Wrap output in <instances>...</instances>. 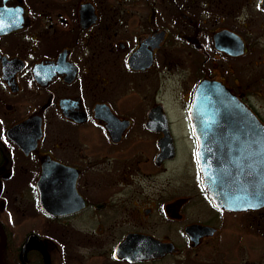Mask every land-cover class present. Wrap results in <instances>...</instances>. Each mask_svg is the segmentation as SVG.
<instances>
[{"label": "flooded vegetation", "instance_id": "obj_1", "mask_svg": "<svg viewBox=\"0 0 264 264\" xmlns=\"http://www.w3.org/2000/svg\"><path fill=\"white\" fill-rule=\"evenodd\" d=\"M255 97L264 0H0V264H264Z\"/></svg>", "mask_w": 264, "mask_h": 264}, {"label": "rangeland", "instance_id": "obj_2", "mask_svg": "<svg viewBox=\"0 0 264 264\" xmlns=\"http://www.w3.org/2000/svg\"><path fill=\"white\" fill-rule=\"evenodd\" d=\"M171 74H176V76H173V77L170 76L171 78H175L174 85H173L174 87L168 86L164 89V98H165V101L167 100L169 101V103H172V105L175 108V112L181 113L182 111L185 110V103H182L181 101L182 99H185L186 97V90H187L186 87L189 86V79L186 78L184 80L183 85L178 84L177 82L181 80L185 74H181V73H171ZM170 77L168 76L167 78H170ZM173 88L177 90L176 99H173ZM254 101H256V103L254 102L255 107L259 111L260 115H262V117L264 118V99L255 97Z\"/></svg>", "mask_w": 264, "mask_h": 264}, {"label": "water", "instance_id": "obj_3", "mask_svg": "<svg viewBox=\"0 0 264 264\" xmlns=\"http://www.w3.org/2000/svg\"><path fill=\"white\" fill-rule=\"evenodd\" d=\"M207 96H208V93H207V82L206 81H202V82H200L197 85V88H196V91H195L194 103L189 108V113L192 114V116L195 115L197 117V116H200L201 114L207 116V113L209 112V110H212L211 109L212 106L207 104L206 101L205 102H201V100L204 99V98H207ZM196 121L198 123L201 122L200 119H197ZM206 121H207V119H206ZM206 121L203 123L204 127H201V128H203V129L207 128V122ZM209 191H210L212 197L214 199H216V196H215L214 192L211 189H209ZM259 199H260V203L261 204L264 203V193L263 192L260 193ZM215 201L219 202L217 199Z\"/></svg>", "mask_w": 264, "mask_h": 264}]
</instances>
